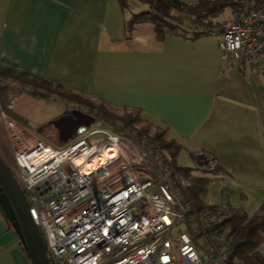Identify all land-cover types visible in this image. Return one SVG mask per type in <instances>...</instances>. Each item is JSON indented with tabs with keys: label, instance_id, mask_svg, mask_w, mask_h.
<instances>
[{
	"label": "crops",
	"instance_id": "1",
	"mask_svg": "<svg viewBox=\"0 0 264 264\" xmlns=\"http://www.w3.org/2000/svg\"><path fill=\"white\" fill-rule=\"evenodd\" d=\"M128 7V0H0V65L58 86L64 106L51 120L67 104H85L66 92L117 113L140 108L145 120L167 127L183 144L179 157L186 151L193 162L198 150L218 157L219 171L210 175L220 183V193L208 203L220 200L225 170L236 207L254 212L264 203V74L239 59L228 65L216 33H167L161 39L151 21L129 26L135 11ZM226 10L229 18L236 13ZM184 27L193 28L189 19ZM6 77L44 96L45 87ZM13 106L20 120L0 104V158L6 164L13 162L15 149L28 147L25 133L33 130ZM89 109L96 110L90 104ZM1 111L16 120L17 131L6 126ZM21 243L0 208V264H30ZM259 250L264 255V241ZM179 257L178 264H186Z\"/></svg>",
	"mask_w": 264,
	"mask_h": 264
},
{
	"label": "built area",
	"instance_id": "2",
	"mask_svg": "<svg viewBox=\"0 0 264 264\" xmlns=\"http://www.w3.org/2000/svg\"><path fill=\"white\" fill-rule=\"evenodd\" d=\"M232 19L212 29L225 62L239 59L264 74V0H239ZM11 88L8 105L17 98ZM92 115L62 144L38 137L15 149L17 182L47 247L51 264H234L231 228L223 221L236 207L231 178L222 170L221 198L205 215L188 192L189 181L170 152L156 140V125L135 123L120 128L98 117L88 104L66 105L64 113ZM6 126L14 118L1 111ZM216 155L198 150L194 171L215 172ZM187 180V181H186ZM185 223L186 230L174 234Z\"/></svg>",
	"mask_w": 264,
	"mask_h": 264
},
{
	"label": "trees",
	"instance_id": "3",
	"mask_svg": "<svg viewBox=\"0 0 264 264\" xmlns=\"http://www.w3.org/2000/svg\"><path fill=\"white\" fill-rule=\"evenodd\" d=\"M146 5V8L135 12L130 18L129 26H134L140 21H151L154 24L155 32L159 38H164L167 33L192 32L194 36L210 32L212 29L223 25L226 22H215L214 17L222 14L226 9H239V0H200L190 3L182 0H137ZM252 3H259L260 0H247ZM125 2V0H123ZM189 16L192 29L185 28L184 22ZM10 77L13 81H29L31 84L41 85L46 90L44 96H50L53 91H59L58 86L52 81L42 79L25 71H12L10 67L0 65V77L6 79ZM8 80V79H7ZM65 92V91H64ZM11 88L7 85L0 84V104L3 110L9 112L13 117L20 120L16 113L7 106L10 98ZM67 95L89 103L92 108L97 110L98 116L104 118L109 124L115 127L119 126V120L122 121L123 127L143 123L145 126L150 125V121L145 120L141 115L140 108H124L122 113H117L108 108L104 103L93 100L81 94L66 92ZM88 104V105H89ZM60 115V114H59ZM51 123V122H50ZM120 128L121 125L119 126ZM155 138L157 142L166 148L172 155L175 165L178 164V158L183 144L176 138L170 137L168 128L165 126H156ZM217 167L215 172L219 171ZM179 170L187 177L189 181L188 192L194 200L196 210L205 215L214 203L204 201L202 195L208 191L209 184L213 178L210 172L195 173L190 166H179ZM9 221V220H8ZM11 224V222L9 221ZM223 223L228 224L231 228V243L229 255L231 260H241L245 264H264V255L260 252L259 246L264 241V203H262L254 212L250 213L243 207H237L233 210ZM22 244V243H21ZM26 256L31 264L29 253L25 245L22 244Z\"/></svg>",
	"mask_w": 264,
	"mask_h": 264
},
{
	"label": "water",
	"instance_id": "4",
	"mask_svg": "<svg viewBox=\"0 0 264 264\" xmlns=\"http://www.w3.org/2000/svg\"><path fill=\"white\" fill-rule=\"evenodd\" d=\"M94 120L92 115L75 110L74 113H63L53 118L51 123L59 131V140L68 141L75 136L81 124ZM0 208L11 222L20 241L25 245L32 264H51L43 235L29 210L28 199L21 190L14 174L0 158Z\"/></svg>",
	"mask_w": 264,
	"mask_h": 264
},
{
	"label": "rangeland",
	"instance_id": "5",
	"mask_svg": "<svg viewBox=\"0 0 264 264\" xmlns=\"http://www.w3.org/2000/svg\"><path fill=\"white\" fill-rule=\"evenodd\" d=\"M128 2H129L128 8H130V11L138 12L145 8V5L143 3H140L139 1L128 0ZM229 17L230 14L228 13V10H226L222 14L218 15L214 19V21L222 23L224 21H229V19H232ZM188 19L189 17H186L185 21ZM11 84L17 88L16 91L18 92V98L16 101L17 103H15V105L13 106L14 110L17 113H21L23 117L28 119L29 123L33 127V130L31 131L35 136H33L32 133L30 132L25 133L30 143H33L38 137H40L54 144H58V145L62 144L63 142L59 140L58 129L55 127L54 124L49 123V121L51 120L49 119V117L56 115L59 112V110L62 109L64 106L62 96H59V93L56 91H53V93H51V95L48 97L38 96L33 94L34 93L33 89L27 91L25 89H22L17 83H11ZM67 101L68 100H66L65 102ZM39 123L40 125H38ZM106 123L108 122L106 121ZM13 158H14V154H13ZM179 162L181 163L182 166H190V167L193 166L192 157L186 151L182 152V154L180 155ZM6 165L10 168V170L17 178L18 169L15 160L13 159V162L11 164L7 163ZM219 188H220V183L216 182V178H213L212 182L209 184L208 191L204 195H202L204 201L206 202L217 201L218 194L220 193ZM183 230H186V225L185 223H180L174 228V234H178L180 231ZM179 258L182 259L181 257Z\"/></svg>",
	"mask_w": 264,
	"mask_h": 264
}]
</instances>
